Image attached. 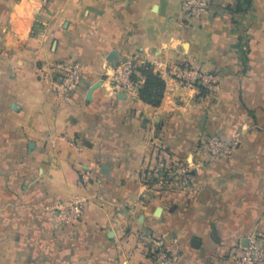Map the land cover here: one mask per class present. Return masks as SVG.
<instances>
[{
  "label": "crops",
  "instance_id": "crops-1",
  "mask_svg": "<svg viewBox=\"0 0 264 264\" xmlns=\"http://www.w3.org/2000/svg\"><path fill=\"white\" fill-rule=\"evenodd\" d=\"M182 1L0 0V264H148L139 239L174 264H238L264 238V0L191 22ZM55 61L84 66L70 102L42 78ZM125 63L165 80L159 106L113 88ZM185 66L211 92L167 73ZM161 150L187 187H145ZM73 197L85 214L65 223Z\"/></svg>",
  "mask_w": 264,
  "mask_h": 264
},
{
  "label": "built area",
  "instance_id": "built-area-1",
  "mask_svg": "<svg viewBox=\"0 0 264 264\" xmlns=\"http://www.w3.org/2000/svg\"><path fill=\"white\" fill-rule=\"evenodd\" d=\"M211 5L212 0H183V16L190 22L201 20L208 15ZM139 68V66L131 63H125L118 67L111 77L113 88L121 93L138 98L143 76ZM83 70L84 66L79 61H57L52 63L41 75L43 80L50 84L51 91L54 94L61 100L70 102L74 92L81 83ZM167 73L181 85L188 88L202 87L203 89L212 90L217 82L216 75L205 74L188 66L174 67ZM203 144L213 157L220 158L230 153L229 144L219 137H211L205 140ZM173 161L165 150L160 151L148 168L151 176L156 179L153 184L162 187L161 185L173 182L179 187H187V180L183 178L184 176L181 177L179 170L174 165L175 162L172 164ZM55 206L59 210V217L65 223H77L83 219L85 214V203L78 197L58 202ZM175 260V257L171 258L167 255L159 257L160 264H174ZM238 264H264V238L251 239L248 247L240 255Z\"/></svg>",
  "mask_w": 264,
  "mask_h": 264
},
{
  "label": "trees",
  "instance_id": "trees-1",
  "mask_svg": "<svg viewBox=\"0 0 264 264\" xmlns=\"http://www.w3.org/2000/svg\"><path fill=\"white\" fill-rule=\"evenodd\" d=\"M139 71L145 77V83L140 88V98L150 105L159 106L166 87L165 80L150 65L140 67Z\"/></svg>",
  "mask_w": 264,
  "mask_h": 264
},
{
  "label": "rangeland",
  "instance_id": "rangeland-1",
  "mask_svg": "<svg viewBox=\"0 0 264 264\" xmlns=\"http://www.w3.org/2000/svg\"><path fill=\"white\" fill-rule=\"evenodd\" d=\"M55 62H57V61H55ZM55 62H53V63H55ZM191 89H198V90H200L201 92H205V93H207V92H211V90H207V89H203L202 87H200V88H191ZM208 152V151H207ZM209 153V152H208ZM210 154V153H209ZM210 156H211V154H210ZM183 163V162H182ZM172 164H174V161H173V163ZM182 165V164H181ZM186 165H187V163H186ZM174 166V165H173ZM173 166H172V168H173ZM150 167V165L146 168V170L143 172V179H144V183H145V187L147 188V189H155V190H158V191H161V192H164L165 191V189L166 190H168V189H170V188H173V182H170V183H166V184H164V185H161L162 187H160V186H156L155 184H153V182H156V181H154V180H156V179H154L152 176H151V174L149 173V168ZM177 168V167H176ZM179 173L181 174V177H183L186 173L185 172H183V171H179ZM178 173V174H179ZM184 174V175H183ZM140 237V236H139ZM142 240V239H141ZM140 239L138 240V243L140 244V247L143 249V252L148 256V260H149V263L148 264H160V262H159V257L161 256V255H167L168 257H175L176 258V260H177V257L176 256H174V255H172V254H170V253H167V252H165V251H163V250H160L159 248H155V249H152L151 248V244L150 243H146L144 240H142L141 241ZM144 241V242H143ZM150 242V241H149ZM144 243V244H143ZM147 252V253H146Z\"/></svg>",
  "mask_w": 264,
  "mask_h": 264
},
{
  "label": "water",
  "instance_id": "water-1",
  "mask_svg": "<svg viewBox=\"0 0 264 264\" xmlns=\"http://www.w3.org/2000/svg\"><path fill=\"white\" fill-rule=\"evenodd\" d=\"M104 168L107 170L108 168H106L105 166H104Z\"/></svg>",
  "mask_w": 264,
  "mask_h": 264
}]
</instances>
